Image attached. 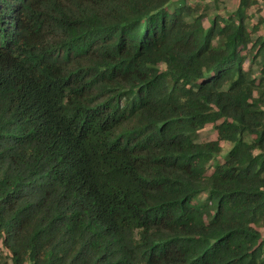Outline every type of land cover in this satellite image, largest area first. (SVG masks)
<instances>
[{"label": "trees", "instance_id": "16d2710c", "mask_svg": "<svg viewBox=\"0 0 264 264\" xmlns=\"http://www.w3.org/2000/svg\"><path fill=\"white\" fill-rule=\"evenodd\" d=\"M218 3L0 0V264H264V5Z\"/></svg>", "mask_w": 264, "mask_h": 264}, {"label": "rangeland", "instance_id": "374dc122", "mask_svg": "<svg viewBox=\"0 0 264 264\" xmlns=\"http://www.w3.org/2000/svg\"><path fill=\"white\" fill-rule=\"evenodd\" d=\"M213 1L214 0H186V2L190 3V4L200 2L201 4H207L208 6H212ZM26 2L28 5L32 6L34 9H36L37 11H40L42 13L41 19L45 23L44 27H43V34H45V41H49V40L54 41L56 39V35H53L51 33L52 30L49 27L50 24L48 23L47 18L44 14V11H45L44 10V0H26ZM218 2H219L218 7H219V9H221V12L224 11L223 9H225V11L233 12L239 3V0H218ZM258 2H259V6L262 10L263 5H264V0H258ZM214 12L217 13V11H215V10H214ZM214 12H213V14H214ZM260 16L264 17V11H261ZM256 20H257V17L254 19V21L256 22ZM209 21H210V16L204 20L205 26H207L209 24ZM249 61H250V58L248 59V62ZM246 65H248V64H246ZM215 138H216V133L214 132V130L211 126L206 127L199 134V140L200 141H209V140H214ZM232 145L233 144L229 143V142L222 143V151L220 153L219 158H223V156H225L227 154V152L230 150ZM263 235H264V233H263Z\"/></svg>", "mask_w": 264, "mask_h": 264}]
</instances>
